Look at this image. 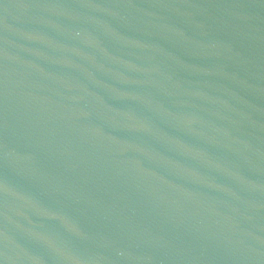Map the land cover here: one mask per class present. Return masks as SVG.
I'll return each instance as SVG.
<instances>
[{"label":"water","instance_id":"water-1","mask_svg":"<svg viewBox=\"0 0 264 264\" xmlns=\"http://www.w3.org/2000/svg\"><path fill=\"white\" fill-rule=\"evenodd\" d=\"M0 264H264V0H0Z\"/></svg>","mask_w":264,"mask_h":264}]
</instances>
